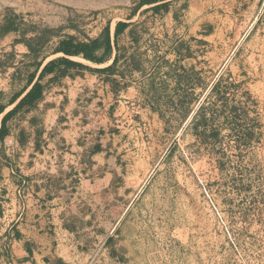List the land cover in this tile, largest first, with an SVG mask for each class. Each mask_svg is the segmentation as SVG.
Masks as SVG:
<instances>
[{"label": "rangeland", "instance_id": "obj_1", "mask_svg": "<svg viewBox=\"0 0 264 264\" xmlns=\"http://www.w3.org/2000/svg\"><path fill=\"white\" fill-rule=\"evenodd\" d=\"M141 1L0 0V25L11 14L18 16L25 27L38 32L47 29L54 35L44 49L47 55L63 37L85 40L95 37L108 23L111 26L129 21L131 27L118 41L121 58L111 78L118 80L117 73L129 79L145 78L147 83L141 93L151 102L157 95L149 87L151 79L163 78L172 69L175 76L193 78L188 91L197 101L204 99L205 107L215 104L220 110L225 99L228 106L238 110L237 122L226 121L222 115L216 117L218 144H202L193 134L190 119L177 128L180 111L165 106L168 97L176 100L172 92L175 86L171 87L174 77L169 79L170 91L162 94V105L157 108L164 114L160 122L142 126V122H147L144 120L135 125L139 116L135 113L128 118L130 123L119 117L93 115L85 120L88 129L75 137L72 150L62 138L53 136L61 166L77 168L73 171L60 167L51 177L54 187L71 190L84 174L93 181L99 178L101 169H90L87 157L99 144L110 146V173L113 177L120 174L100 197L74 199L72 204L66 200L69 205L58 216L62 224L72 223L75 228L69 231V242L64 243L70 247L69 253H60L74 264H242L250 258L264 259V10L262 23L244 37L256 7L243 3L234 6L228 1L225 12V8L220 9L219 0H210L211 9L216 7L225 16L220 21L206 14V21L218 24L220 30L203 44L184 39L177 47L184 49L185 42H189L203 50L196 78L193 67L188 68L189 73L183 69V64L191 61L182 64V59L175 60L170 67V57L165 59L173 43L188 35L189 27L179 18L190 0H172L168 11L172 18L167 13L153 14L147 5L130 17ZM131 29L138 36L137 43L131 40ZM6 36V46H15L19 34L8 33L0 42ZM3 48L0 59L5 53L14 52H3ZM14 55L9 62L17 66L22 53L16 50ZM132 56L138 62L137 68L131 64ZM12 68L0 71L3 105L24 85L23 77L11 79ZM218 81V91L210 94L211 86ZM110 102L106 100L107 104ZM9 146L2 150L10 159L14 153ZM3 174L8 177L7 171L0 172V220L5 212L1 196L9 188L2 181ZM108 238L110 242H106Z\"/></svg>", "mask_w": 264, "mask_h": 264}, {"label": "crops", "instance_id": "obj_2", "mask_svg": "<svg viewBox=\"0 0 264 264\" xmlns=\"http://www.w3.org/2000/svg\"><path fill=\"white\" fill-rule=\"evenodd\" d=\"M228 1L234 6L243 3V5H252V8L256 7V12L248 19L250 25L245 31L244 37L256 31V26L262 23L263 16L261 15L264 10V0H219L218 3L221 4L219 7L220 9L225 8V12L229 5ZM206 14L215 16L220 21L225 16L219 14L216 7L213 10L211 9L210 0L188 1L187 10L179 18L181 21L185 20L184 23L189 27L188 35L180 37L174 42L172 48L165 55V59L170 57L169 61L173 63L170 67L174 66L175 60L182 59V64L185 61H191L187 65L183 64V69L189 73L188 68L193 67L197 73L196 78H198L200 70L199 59L201 57L199 54H203V50H199V46H190L189 42H185L184 49L179 50L177 47L184 39L186 41L189 39L195 44H203L215 36L214 34L220 28L218 24L214 26L212 22L206 21ZM166 15L172 18L169 13ZM124 22L128 23L129 21ZM129 28L118 36V47L119 38L124 36ZM114 29L115 24L109 27V40L112 50L104 63H92L81 57L65 56L61 53L50 56L45 60L36 73L33 82L21 97L14 104L8 106L0 115V120L29 91L37 81L42 67L52 59L65 57L84 67L94 69H103L109 66L116 53L113 46ZM100 32L90 39H95ZM7 36L0 42L6 40L3 45H0V48L5 47L3 52L10 50L16 52L18 50L22 53L21 56L27 53L26 47L22 44H16L13 47L11 45L6 46L9 43ZM241 41H238V46ZM203 47L201 46V48ZM0 52L2 51L0 50ZM127 55L129 54L127 53ZM12 70L14 69L12 68ZM164 70L166 71L167 68H164ZM153 71L154 69L150 71L149 76ZM59 72L60 70H56L45 75L39 81L42 86V96L38 100L36 108L28 113L25 118H20L17 115L8 123L10 135L4 139L2 149L6 150V147L11 144V153H14V155L8 160L7 165L0 167L1 173L7 171L8 177L4 178L5 174H3L2 181L6 189L9 187L7 194L1 196V199H4L5 212L4 219L0 220V264H74L67 261L60 253L62 250L64 253H69L70 247H67L64 243L69 242L72 233L64 229L62 219L58 215L68 207L69 203L66 200H69L72 204L74 199L78 201V199H86L88 196L100 197L110 190V185L114 182L116 176H120L118 173L113 177L110 173L113 167L108 160L110 152H112L110 146L99 144L96 147V149L98 148L97 151H95L96 149L91 150L87 156L90 169H101L102 173L99 178L93 181L87 178V174H84L82 178H77V187L73 186L71 190L64 186L54 187L51 177H55L60 167L70 168L73 171H77V168L70 165L66 167L65 164L61 166L60 156H58L60 155L59 147H57L53 136L56 135L62 138L68 149L72 150L73 145L76 144L75 137L84 135V132L88 129L85 120L93 115L104 116L105 118L106 116L109 118L119 117L124 120V123H130L128 118L135 113L139 115L137 117L138 123H135V125H140L142 121L147 120V122H142V126H146V123L148 126L151 123L155 124L156 120L159 121L160 118V112L153 101L147 102L141 93V88L147 83L145 78L129 79L117 73V82L121 87L119 91L114 93L110 85L104 81L105 74L92 73L85 68L70 69L63 77L59 76ZM162 74L163 72L160 75ZM93 81H96L94 87H92ZM2 83V74L0 73V87H2ZM90 86L91 88H89ZM173 86H176V79L171 82V87ZM201 86L203 85L201 84ZM107 99L112 100V103L107 104ZM201 104L204 105V99H198L192 115ZM93 106L97 107L93 108ZM92 110L96 112L91 113ZM33 116L38 119L39 129H42V138L39 141L37 150L34 143L35 127L30 126L28 122ZM19 131L23 133L24 141L21 145L18 144L15 137ZM260 131H263L262 127ZM84 149H86V146ZM77 158L79 159L78 155ZM70 163L72 164V161ZM80 166H82L81 163ZM77 196L82 197L77 198ZM242 264H264V259L250 258L246 262L243 261Z\"/></svg>", "mask_w": 264, "mask_h": 264}, {"label": "trees", "instance_id": "obj_3", "mask_svg": "<svg viewBox=\"0 0 264 264\" xmlns=\"http://www.w3.org/2000/svg\"><path fill=\"white\" fill-rule=\"evenodd\" d=\"M172 0H142L139 2L132 11L130 17L135 16V14L145 5L150 6L148 8L153 14L168 13ZM148 11V10H145ZM21 22L20 18L15 15H7L4 18V22L0 25V39L8 33L14 32L18 33L19 37L14 40L13 44H23L27 49V53L22 56V60L19 65L13 66V63L9 61L15 56L14 52L5 53L3 59H0V71L4 69L13 67L14 71L11 74V79H24V85L22 88L14 93L9 100L7 105L0 104V115L4 110L14 104L21 95L26 91V89L33 82L36 73L41 68L43 63L47 58L52 55L61 53L65 56L81 57L92 63L101 64L104 63L106 58L110 56L111 46L109 40V27L108 23L100 32V34L95 39L86 38L85 40H79L75 36H66L59 39L52 53L50 55L45 54L44 49L52 40V34H49L48 30H42L38 32L33 27H25ZM131 27V24L125 22H117L114 29L113 46L116 51L112 63L103 69H94L90 67H84L81 64L75 63L66 59L65 57H58L48 61L41 69L37 81L31 86L29 91L15 104V106L6 112L0 120V167L8 164L9 158L6 157L4 151L2 150L4 139L10 135V129L8 123H10L17 115L20 118H25L26 115L32 112L36 108L38 100L42 96V86L39 81L48 74L53 73L56 70H60L59 76H65L70 69H83L96 74H105L104 81L110 83L111 90L115 93L120 87L117 80L111 78L116 72L117 64L121 58V49L117 46V38L121 35L125 29ZM32 32V33H31ZM31 33V35H28ZM131 40L137 43L138 36L134 29L130 30ZM180 46V44H178ZM131 64L134 68L138 67V62L131 57ZM9 62V63H8ZM3 68V69H2ZM160 69V68H159ZM121 75V74H120ZM176 77V86L172 89L174 95H176V100L168 97L165 102V106L172 107L179 112V125L177 128L182 127L185 122L191 117L189 125L192 126L194 136L202 143L213 142L218 144L220 142L219 136L220 131L215 126V119L218 115L224 116L226 121L237 122L238 120V110L236 106H228L223 100V106L220 110L216 108L215 104L205 107L203 104L200 105L197 111L192 115L194 111V106L197 102V98H193L192 94L188 89L192 85L193 78L189 75L186 77L182 75L175 76V71L172 69L164 73L163 78H152L149 87L153 89L154 94L157 93L153 99V103L156 108L160 109V99L162 94L166 93L169 89V79ZM219 81L211 86L210 94L218 91ZM207 86H205V89ZM224 98V96H222ZM222 99V98H221ZM226 115V116H225ZM160 117L163 118L164 114L160 113ZM29 125L35 127L34 143L35 149L39 147V141L42 138V129L38 127V119L35 116L31 117L29 120ZM167 123L170 119L166 120ZM201 128V129H200ZM249 135V134H248ZM16 140L19 145L23 143V133L21 131L15 135ZM98 149V148H97ZM97 149L95 151H97ZM94 151V152H95ZM74 224H63L64 229L68 231H74ZM111 239L108 238L106 242H110Z\"/></svg>", "mask_w": 264, "mask_h": 264}, {"label": "bare ground", "instance_id": "obj_4", "mask_svg": "<svg viewBox=\"0 0 264 264\" xmlns=\"http://www.w3.org/2000/svg\"><path fill=\"white\" fill-rule=\"evenodd\" d=\"M9 143V142H8Z\"/></svg>", "mask_w": 264, "mask_h": 264}]
</instances>
